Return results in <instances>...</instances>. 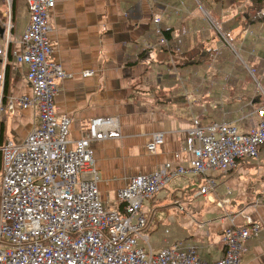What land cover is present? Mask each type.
<instances>
[{
	"label": "crops",
	"instance_id": "obj_1",
	"mask_svg": "<svg viewBox=\"0 0 264 264\" xmlns=\"http://www.w3.org/2000/svg\"><path fill=\"white\" fill-rule=\"evenodd\" d=\"M237 1V9L223 12L219 6L227 0L222 4L215 0H56L49 16L51 59L61 64L67 77L57 80L54 101L57 116L72 119L70 147L88 135L94 117H117L108 138L91 142L100 196L108 208L122 210L117 193L134 176L152 174L168 162L184 167L143 205L148 218L143 234L153 249L181 241L184 250L196 247L202 261L214 262L224 254V229L243 224L244 215H249L261 223L262 230L248 239L241 264H264V147L258 158L240 160L229 172L203 175L192 169L194 155L187 143L195 118L204 125L225 120L240 132H248L264 118L259 112L264 108V85L255 74L264 79V24L234 25L239 15L247 21L245 14L251 16L249 1ZM11 6L12 1L9 5L8 0H0V41ZM199 7L206 16L197 13ZM211 10L224 14L225 20L215 21ZM29 15L26 0H16L14 17L11 12L14 33L26 30ZM156 15L161 17L159 24L154 22ZM157 26L176 28L167 46L160 44ZM209 28L216 30L215 39ZM208 48L214 49L216 61L190 62ZM21 50L12 43L9 55L0 56V88L1 76L10 65L6 106L15 97L32 96L28 66L14 56ZM239 58L244 66L236 61ZM250 74L255 80L245 77ZM10 105L0 120L2 145L22 143L39 121L35 107L15 103L10 109ZM157 134H163L164 141L152 152L149 144ZM210 176L218 182L215 191L200 194ZM138 246H148L144 237L138 239Z\"/></svg>",
	"mask_w": 264,
	"mask_h": 264
},
{
	"label": "built area",
	"instance_id": "obj_2",
	"mask_svg": "<svg viewBox=\"0 0 264 264\" xmlns=\"http://www.w3.org/2000/svg\"><path fill=\"white\" fill-rule=\"evenodd\" d=\"M11 5L12 0H8ZM30 23L17 35L10 20L0 41V56L9 55L12 43L20 45L14 53L17 62L28 66L27 79L32 96L15 97L17 103L38 110V125L22 143L0 145V264H241L249 238L262 230L260 222L244 215L243 224H232L222 234L223 256L214 262L202 261L197 248L183 249L181 241L153 249L143 234L148 218L143 211L145 201L152 199L184 167L165 163L152 174H139L118 191L122 210L108 208L99 191L100 176L96 168L91 142L105 139L118 124L115 116L94 117L88 135L69 146L71 117L56 114L57 80L67 77L54 53L49 33L51 10L56 0H27ZM264 14V10H263ZM161 17H154L159 24ZM160 44L167 46L160 26L156 28ZM184 29L182 34H186ZM151 47V45H148ZM180 52L179 48H176ZM217 55L211 54L212 60ZM91 75L92 73H85ZM5 72L1 76L0 120L5 111ZM0 88V89H1ZM264 117V108L259 109ZM164 141L157 134L149 144L154 152ZM194 155L192 169L203 175L229 172L237 161L257 157L264 144V118L240 132L225 120L204 125L193 120L187 139ZM218 182L208 177L200 194L215 191ZM231 195V191L228 192ZM229 197L221 200L228 202ZM257 199L255 203H258ZM238 215L231 217V220ZM144 237L147 247H139Z\"/></svg>",
	"mask_w": 264,
	"mask_h": 264
},
{
	"label": "trees",
	"instance_id": "obj_3",
	"mask_svg": "<svg viewBox=\"0 0 264 264\" xmlns=\"http://www.w3.org/2000/svg\"><path fill=\"white\" fill-rule=\"evenodd\" d=\"M215 1L219 4L220 3L222 4L225 0H215ZM248 1H249L248 10L251 14V16H250L251 19L249 21H247L246 19H244L242 17V15H239L237 19L233 20L234 25H237L240 22L242 23L243 27H248L251 24H255V23H263L264 24V14H263L264 0H248ZM26 5H27V8L29 10L27 0H26ZM11 12H12V15L14 17V14L16 12V0H12ZM29 13H30V10H29ZM30 17H31V14L29 15V23H30ZM2 22L3 21L0 20V25L2 24ZM29 23H28V25H29ZM0 28H1V26H0ZM175 31H176V28L162 29L163 36L166 37L168 40H171L173 38V34L175 33ZM226 36L231 41L230 34L227 33ZM163 49L171 50L170 47L169 48L164 47ZM213 50H214L213 48L206 49L201 54H199L194 60H191L190 62L193 63V62H197V61L198 62H207V61H209V62L213 61L214 62V61H216V60H212V58H210L211 54L214 53V52H212ZM9 67H10V65H9ZM9 67H7V74H6V80H5V88H4L5 95H7L6 93L8 91L7 88H8ZM1 142H0V145H2ZM263 147H264V144L261 146L260 151L262 150ZM260 151H259V154H260ZM259 154H258V156H259ZM258 156L257 157H245V158L239 159L238 161L246 159V158L255 159V158H258Z\"/></svg>",
	"mask_w": 264,
	"mask_h": 264
},
{
	"label": "rangeland",
	"instance_id": "obj_4",
	"mask_svg": "<svg viewBox=\"0 0 264 264\" xmlns=\"http://www.w3.org/2000/svg\"><path fill=\"white\" fill-rule=\"evenodd\" d=\"M238 1L237 0H227V2H224V4H223V6H219V8H221V9H223L222 11L224 12V11H229V12H232V10H233V8L235 9H237V7H238V3H237ZM239 4H241V1H239ZM211 12H212V17H213V19H215V21H217V22H222V21H224L225 20V15L224 14H220L219 12H217V11H214V10H211ZM197 13L199 14V15H205V13L203 12V10H202V8L201 7H199V9H197ZM206 16V15H205ZM263 24V23H262ZM209 31H211V32H209L211 35H213V37H214V39H215V37H216V30L214 29V28H209ZM232 38H233V43L235 44V45H237V43H236V39L232 36ZM207 45H209V46H212L211 45V42H208L207 43ZM231 49V48H230ZM232 50V49H231ZM233 51V50H232ZM253 49H252V54H253ZM242 56H243V53H242ZM245 56H247L246 54H245ZM244 57V56H243ZM240 65L242 64L243 66L245 65L243 62H242V60L239 58V60H236ZM249 66H251V67H254V64L251 62H249ZM264 67V65H262L261 66V69ZM245 68L248 70V68L245 66ZM230 71H232V68H231V70ZM256 72V71H255ZM230 74H232L231 72H230ZM256 75H257V77H259L260 79H261V81H262V83H263V85H264V79L262 78L263 77V75H259L257 72L255 73ZM245 77L246 78H248V80L250 79L251 81H252V79H254L255 80V76H253V75H245ZM260 89H261V87L259 86V85H257Z\"/></svg>",
	"mask_w": 264,
	"mask_h": 264
},
{
	"label": "water",
	"instance_id": "obj_5",
	"mask_svg": "<svg viewBox=\"0 0 264 264\" xmlns=\"http://www.w3.org/2000/svg\"><path fill=\"white\" fill-rule=\"evenodd\" d=\"M247 15H248V16H247ZM245 16H246V18H247L248 20L251 19V18L249 17V14H248V13H246ZM0 31H1V30H0Z\"/></svg>",
	"mask_w": 264,
	"mask_h": 264
}]
</instances>
